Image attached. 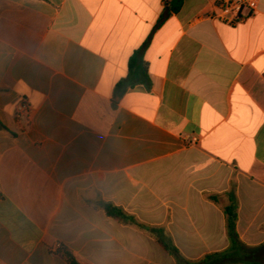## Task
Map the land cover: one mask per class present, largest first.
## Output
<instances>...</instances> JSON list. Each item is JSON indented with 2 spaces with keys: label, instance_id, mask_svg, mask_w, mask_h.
<instances>
[{
  "label": "crops",
  "instance_id": "0c3cea01",
  "mask_svg": "<svg viewBox=\"0 0 264 264\" xmlns=\"http://www.w3.org/2000/svg\"><path fill=\"white\" fill-rule=\"evenodd\" d=\"M172 1L0 0V264H178L101 202L190 261L228 249L231 204L264 244V0L235 27Z\"/></svg>",
  "mask_w": 264,
  "mask_h": 264
},
{
  "label": "trees",
  "instance_id": "16d2710c",
  "mask_svg": "<svg viewBox=\"0 0 264 264\" xmlns=\"http://www.w3.org/2000/svg\"><path fill=\"white\" fill-rule=\"evenodd\" d=\"M184 0H173L172 10L178 12ZM144 64L143 49L135 52L130 60V68L134 65ZM132 86L130 79L124 80L118 84V89ZM100 207L105 211L108 217H111L124 225L135 226L147 230L154 238L156 243L168 254L172 255L178 264H264V244L257 247H249L244 244L236 231L238 220V208L236 204H231L224 209L230 245L222 253H215L204 256L199 261L187 260L172 242L170 236L160 227L144 225L138 222L135 217L126 213L122 208L112 203L101 202ZM75 262V261H74Z\"/></svg>",
  "mask_w": 264,
  "mask_h": 264
},
{
  "label": "built area",
  "instance_id": "2783aa9c",
  "mask_svg": "<svg viewBox=\"0 0 264 264\" xmlns=\"http://www.w3.org/2000/svg\"><path fill=\"white\" fill-rule=\"evenodd\" d=\"M259 6L260 0H218L209 17L225 25L235 27L254 17ZM244 10L248 11V15H243ZM32 113L33 107L27 98L18 101L15 108V118L18 123L30 120ZM193 142H197V139H194ZM62 249L63 244L58 241L52 246L50 254L52 256L57 255Z\"/></svg>",
  "mask_w": 264,
  "mask_h": 264
}]
</instances>
